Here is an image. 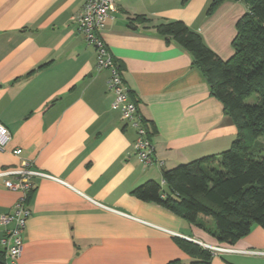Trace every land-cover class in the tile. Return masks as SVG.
<instances>
[{
    "label": "crops",
    "instance_id": "1",
    "mask_svg": "<svg viewBox=\"0 0 264 264\" xmlns=\"http://www.w3.org/2000/svg\"><path fill=\"white\" fill-rule=\"evenodd\" d=\"M84 1L0 0V123L11 133L0 170L17 168L24 158L62 181L35 179L20 264H192L179 243L187 237L233 250L212 253L209 264H264V254L244 252H264V228L253 225L232 244L220 243L133 192L154 180L164 196L162 169L219 153L237 132L190 53L156 26L182 20L227 59L247 6L225 0L207 14L211 0H115L100 35L130 100L154 126L161 165L146 167L134 150L135 129L112 105L108 71L96 69L93 47L72 22ZM19 194L0 179V215ZM200 221L213 226L210 218Z\"/></svg>",
    "mask_w": 264,
    "mask_h": 264
},
{
    "label": "trees",
    "instance_id": "2",
    "mask_svg": "<svg viewBox=\"0 0 264 264\" xmlns=\"http://www.w3.org/2000/svg\"><path fill=\"white\" fill-rule=\"evenodd\" d=\"M223 1L211 0L207 14ZM239 1L247 9L235 23L233 52L227 59L220 58L182 20L156 26L167 42L172 40L190 53L192 65L236 127L233 141L219 153L162 169L164 196L161 184L154 180L133 191L141 200L169 208L225 244L247 235L253 225L264 228V145L257 142L264 136V0ZM253 94L255 101L245 102ZM149 126L152 134L154 126ZM202 218H210L213 226L201 222ZM179 243L194 259L192 264H209L210 250L187 239Z\"/></svg>",
    "mask_w": 264,
    "mask_h": 264
},
{
    "label": "built area",
    "instance_id": "3",
    "mask_svg": "<svg viewBox=\"0 0 264 264\" xmlns=\"http://www.w3.org/2000/svg\"><path fill=\"white\" fill-rule=\"evenodd\" d=\"M114 8L115 0H85L81 8L72 16V22L85 42L93 47L96 57V69H106L109 73L107 88L113 95L112 105L119 110L121 118L136 131L134 150L137 157L146 167L153 164L161 165V162L155 157L149 122L144 121L145 119L138 111L135 102L130 100L128 89L123 81L121 68L100 35V31L103 29L106 20L110 17V13L114 11ZM10 140V131L0 123V150L4 149ZM12 153L20 156L22 150L14 148ZM36 178H47L62 182L53 175L35 168L31 161L24 158H21L19 167L0 170V179L4 187L20 193L10 211L0 215V245L3 251L2 264H20L18 259L22 251L21 234L24 230L26 219L30 214L27 204L28 196L34 189ZM166 232L176 235L172 231L166 230ZM187 240L203 246L213 254L233 251L230 248L202 243L188 237ZM244 252L264 254V252L248 250Z\"/></svg>",
    "mask_w": 264,
    "mask_h": 264
},
{
    "label": "rangeland",
    "instance_id": "4",
    "mask_svg": "<svg viewBox=\"0 0 264 264\" xmlns=\"http://www.w3.org/2000/svg\"><path fill=\"white\" fill-rule=\"evenodd\" d=\"M255 99H256V96L253 94V95H251V96H249V97H246V98H245V102L252 103V102L255 101ZM262 139H263V140H261V143L259 144V146H262L261 144L264 145V136L262 137Z\"/></svg>",
    "mask_w": 264,
    "mask_h": 264
}]
</instances>
